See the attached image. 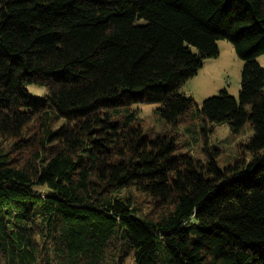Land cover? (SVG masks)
Here are the masks:
<instances>
[{
	"label": "trees",
	"instance_id": "trees-1",
	"mask_svg": "<svg viewBox=\"0 0 264 264\" xmlns=\"http://www.w3.org/2000/svg\"><path fill=\"white\" fill-rule=\"evenodd\" d=\"M221 39L240 93L198 105ZM262 54L264 0H0V264H264ZM138 103L253 134L221 164Z\"/></svg>",
	"mask_w": 264,
	"mask_h": 264
},
{
	"label": "rangeland",
	"instance_id": "rangeland-1",
	"mask_svg": "<svg viewBox=\"0 0 264 264\" xmlns=\"http://www.w3.org/2000/svg\"><path fill=\"white\" fill-rule=\"evenodd\" d=\"M220 53L217 56L207 57L197 74L188 79L181 91L193 96L198 105H202L205 98L218 94L223 88L238 96L242 86V71L244 60L238 54L234 44L228 39L219 40ZM264 64V54L259 61ZM264 66V65H263ZM28 89L36 96L47 92L43 85L32 83ZM159 103H138L139 116L144 126L155 128L158 131L168 130L173 134H180V139L186 149L189 148L195 155L206 157L203 152L206 144L220 150L221 164H225L237 157L241 152L243 142L253 134L251 126H246L236 134L230 130L228 123L219 125L208 124L204 128L202 120L188 117L177 125L167 123L156 111ZM204 153V154H203ZM129 258L127 264H132Z\"/></svg>",
	"mask_w": 264,
	"mask_h": 264
},
{
	"label": "crops",
	"instance_id": "crops-1",
	"mask_svg": "<svg viewBox=\"0 0 264 264\" xmlns=\"http://www.w3.org/2000/svg\"><path fill=\"white\" fill-rule=\"evenodd\" d=\"M261 61V60H260ZM262 63V62H261ZM263 64V63H262ZM264 65V64H263Z\"/></svg>",
	"mask_w": 264,
	"mask_h": 264
}]
</instances>
